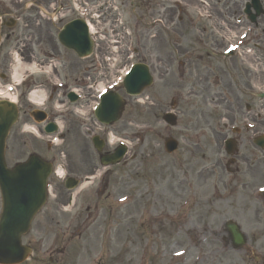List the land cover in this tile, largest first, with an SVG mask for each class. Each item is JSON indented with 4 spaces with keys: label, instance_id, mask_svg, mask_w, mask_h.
Instances as JSON below:
<instances>
[{
    "label": "flooded vegetation",
    "instance_id": "flooded-vegetation-1",
    "mask_svg": "<svg viewBox=\"0 0 264 264\" xmlns=\"http://www.w3.org/2000/svg\"><path fill=\"white\" fill-rule=\"evenodd\" d=\"M25 28H27L25 26ZM28 29H23L21 32L22 36H25ZM29 37V35L27 36ZM78 167H71V165H68V171L70 173H76V175H85L89 174L93 171V168L91 167H83L81 165H77ZM70 184V183H69ZM50 199L44 209L43 216L37 221L36 223V237L34 238L35 245L38 247V253L40 252V248L46 239L45 237H41V232L44 231L46 228H51V230L54 233L55 240H63L65 231L67 229H63L61 227V224L63 223L62 214H64V211L66 210V206L70 203L71 199L73 198V204L72 208L75 209L77 212H80V208L85 209V211H88L89 208L85 204H82L81 201L84 200L86 193L80 194L75 193L73 194L72 191H69L66 188V182H60V184L56 183L54 179H51L50 181ZM80 215H75V220L72 222L79 221ZM101 233V227L98 225H94L91 227L87 226H81L78 230V237L82 239V243L80 246V250L74 246V252L70 253L68 255L69 261H80L83 255H87L88 259L93 264H104L105 261H108L109 263L115 264L117 258L114 257L115 255V243H114V235H112L110 232L107 234L108 243L106 246V253L107 256L100 251L97 254H94L93 248L94 244L90 241L94 234H100ZM69 251V249H68ZM61 254H63V257L59 260L57 259H49L50 262H58L60 264H64L66 257V252L61 251ZM110 256H113L112 259Z\"/></svg>",
    "mask_w": 264,
    "mask_h": 264
},
{
    "label": "rangeland",
    "instance_id": "rangeland-1",
    "mask_svg": "<svg viewBox=\"0 0 264 264\" xmlns=\"http://www.w3.org/2000/svg\"><path fill=\"white\" fill-rule=\"evenodd\" d=\"M16 1L17 0H0V3L2 5H4V7H7L9 3L12 4V3H15ZM128 20H129V18H128ZM129 22H130V20H129ZM145 23H146V20H143V25H141V24L140 25H138V24L134 25L133 23L130 22L131 27L133 26L134 32L137 33V35H138L140 30L144 29L143 27L145 26ZM132 45H133V47H135L137 49V52H139V53L141 50H144L146 47L144 40H139V38L134 39V41H132ZM152 49H159L157 47V43L152 46ZM138 57H139L138 55H135V57L132 58L131 61L135 62V61L139 60ZM127 60L128 59H126V61ZM145 96L146 95H144L143 97L142 96L139 97L138 100H144ZM171 96L172 95L170 93H168V95L163 96V100H164V103H166V106H167V102L170 101ZM134 102H135L134 99L129 100L130 105H135ZM140 107H142V106L140 105ZM129 110H130V107L127 106V109H126L127 114L129 113ZM153 110H155V109L149 108V107L146 110H145V108H140V109L131 108V112L134 114V118L137 119L138 121H141L142 123L148 122L151 120V117L148 114H151L152 113L151 111H153ZM145 115H148V116L145 117ZM117 127H120V124L115 125L113 128H117ZM124 170H127V169H124ZM245 219H247V218H245ZM126 227H128V225Z\"/></svg>",
    "mask_w": 264,
    "mask_h": 264
},
{
    "label": "bare ground",
    "instance_id": "bare-ground-1",
    "mask_svg": "<svg viewBox=\"0 0 264 264\" xmlns=\"http://www.w3.org/2000/svg\"><path fill=\"white\" fill-rule=\"evenodd\" d=\"M19 72V71H18ZM19 77V76H18ZM18 79V78H17Z\"/></svg>",
    "mask_w": 264,
    "mask_h": 264
}]
</instances>
